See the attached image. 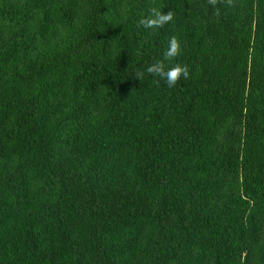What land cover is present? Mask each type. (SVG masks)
<instances>
[{
    "label": "trees",
    "instance_id": "16d2710c",
    "mask_svg": "<svg viewBox=\"0 0 264 264\" xmlns=\"http://www.w3.org/2000/svg\"><path fill=\"white\" fill-rule=\"evenodd\" d=\"M215 8L0 0V264H264V0Z\"/></svg>",
    "mask_w": 264,
    "mask_h": 264
},
{
    "label": "clouds",
    "instance_id": "9594fccd",
    "mask_svg": "<svg viewBox=\"0 0 264 264\" xmlns=\"http://www.w3.org/2000/svg\"><path fill=\"white\" fill-rule=\"evenodd\" d=\"M219 0H208V3L214 8ZM226 3L231 5L233 0H226ZM216 14L219 15V8H215ZM174 17V12L169 11L166 14L160 7H150L148 15L139 21L140 25H143L148 29L163 28L166 24L171 22ZM181 53V42L176 36L170 37L168 41V47L163 53L162 58L155 60L153 63L147 66L146 72L156 79L153 81L157 85L161 81L165 82L168 87H175L178 81L183 77L187 79L189 77V66L174 62L175 58ZM144 77L143 71L136 72V78L142 80Z\"/></svg>",
    "mask_w": 264,
    "mask_h": 264
}]
</instances>
